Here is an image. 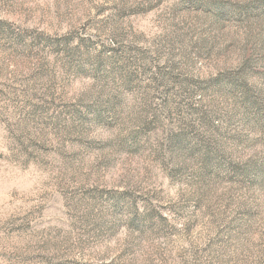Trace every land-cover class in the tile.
Wrapping results in <instances>:
<instances>
[{
  "label": "rangeland",
  "instance_id": "obj_1",
  "mask_svg": "<svg viewBox=\"0 0 264 264\" xmlns=\"http://www.w3.org/2000/svg\"><path fill=\"white\" fill-rule=\"evenodd\" d=\"M257 0H0V264H264Z\"/></svg>",
  "mask_w": 264,
  "mask_h": 264
},
{
  "label": "trees",
  "instance_id": "obj_2",
  "mask_svg": "<svg viewBox=\"0 0 264 264\" xmlns=\"http://www.w3.org/2000/svg\"><path fill=\"white\" fill-rule=\"evenodd\" d=\"M251 8H246L242 13V17L248 19L252 16L264 20V0H257Z\"/></svg>",
  "mask_w": 264,
  "mask_h": 264
}]
</instances>
